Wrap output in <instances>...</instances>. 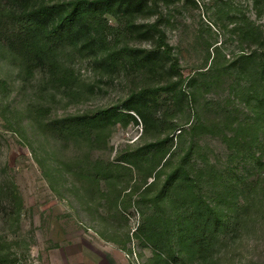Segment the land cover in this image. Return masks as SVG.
Instances as JSON below:
<instances>
[{"label":"rangeland","instance_id":"obj_1","mask_svg":"<svg viewBox=\"0 0 264 264\" xmlns=\"http://www.w3.org/2000/svg\"><path fill=\"white\" fill-rule=\"evenodd\" d=\"M145 1L142 31L120 29L107 48H156L160 20L173 57L150 71L96 60L98 47L29 65L0 41V264H154L139 227L171 217L168 180L185 159L225 224L206 258L182 264H264V131L254 145L233 140L264 114V0ZM254 51L242 68L239 56ZM142 88L160 91L149 128L139 118L91 132L60 121L123 110ZM167 137L157 152L130 155Z\"/></svg>","mask_w":264,"mask_h":264},{"label":"trees","instance_id":"obj_2","mask_svg":"<svg viewBox=\"0 0 264 264\" xmlns=\"http://www.w3.org/2000/svg\"><path fill=\"white\" fill-rule=\"evenodd\" d=\"M28 1L30 0H0V3L15 2L14 6L20 4L18 9L7 8L10 4L6 5L5 10L0 9V41L29 65L37 60H50L51 55H56L59 49L65 47L83 54L89 48L98 47L100 56L94 54L96 60L108 62L116 58L119 65H125L128 61L139 69L148 70L158 66L154 63L160 57L166 61L173 57L172 48L166 42V34L159 25L160 20L152 24L158 39L156 48L146 50L123 46L119 49L120 52L108 51V40L114 34L121 33V30L129 33L141 32L145 27L135 21L137 15L145 13L146 10L152 12L151 6L145 0H70L64 3L40 2L30 6L26 5ZM154 5L158 6V0H154ZM111 19H115L119 25L112 24ZM145 31L146 34H151L150 29ZM254 53L255 51L239 56L238 61L242 63V68L246 61L256 55H252ZM177 67L174 60L167 69L170 78L177 73ZM158 92V89L142 88L129 95L122 104L123 110L113 107L68 116L60 121L68 127L91 132L103 128L107 123L120 121L126 124L131 120L138 122L139 118L149 128L158 120ZM261 119H264V114L257 118V122H244L240 125L233 140L241 148L259 141L255 136L259 131H264V125L262 123L259 127L255 126ZM167 140L168 137L130 155L134 159L143 158L146 148L154 147L157 152L161 149L159 146ZM132 158L127 161L136 164ZM195 171L198 172L186 159L174 169L168 180L172 184L170 190H173L172 202L170 201L172 208L169 210L171 217L158 221L161 226L156 229L157 224L152 226L144 223L139 227L144 242L154 248V258L151 260L154 264H182L187 258H206L219 230L225 224L218 206L203 195V189L197 183L200 178Z\"/></svg>","mask_w":264,"mask_h":264}]
</instances>
